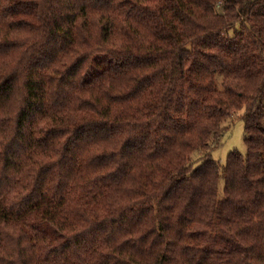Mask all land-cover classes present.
<instances>
[{"label":"trees","instance_id":"1","mask_svg":"<svg viewBox=\"0 0 264 264\" xmlns=\"http://www.w3.org/2000/svg\"><path fill=\"white\" fill-rule=\"evenodd\" d=\"M0 264H264V0H0Z\"/></svg>","mask_w":264,"mask_h":264},{"label":"rangeland","instance_id":"2","mask_svg":"<svg viewBox=\"0 0 264 264\" xmlns=\"http://www.w3.org/2000/svg\"><path fill=\"white\" fill-rule=\"evenodd\" d=\"M239 112L241 110L238 111V114ZM236 114L228 121L229 125L220 138L219 143L210 151L212 158L221 164L225 162L226 155L230 150L236 149L241 153L245 152L243 120Z\"/></svg>","mask_w":264,"mask_h":264}]
</instances>
